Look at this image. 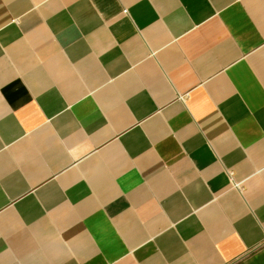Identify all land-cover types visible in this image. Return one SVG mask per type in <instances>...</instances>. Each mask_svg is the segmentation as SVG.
Returning a JSON list of instances; mask_svg holds the SVG:
<instances>
[{"label":"crops","instance_id":"crops-1","mask_svg":"<svg viewBox=\"0 0 264 264\" xmlns=\"http://www.w3.org/2000/svg\"><path fill=\"white\" fill-rule=\"evenodd\" d=\"M0 264H264V0H0Z\"/></svg>","mask_w":264,"mask_h":264}]
</instances>
